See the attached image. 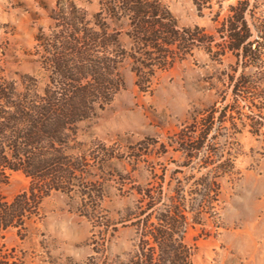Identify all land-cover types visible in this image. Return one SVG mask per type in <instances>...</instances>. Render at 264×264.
Instances as JSON below:
<instances>
[{"label": "trees", "instance_id": "trees-1", "mask_svg": "<svg viewBox=\"0 0 264 264\" xmlns=\"http://www.w3.org/2000/svg\"><path fill=\"white\" fill-rule=\"evenodd\" d=\"M228 1L192 0L200 16L210 14L212 31L181 26L164 0H97L93 12L75 0L55 1L48 10V32L35 36L32 55L40 75L14 80L0 67V184L10 172L29 179L13 198L0 195V264H22L3 244L8 229L21 233L45 197L53 192L70 196L78 187L79 214L104 228L101 233L109 227L115 233L118 225L132 228V248L113 254L103 235L101 242L90 239L91 253L84 261L65 257L49 264H193L184 239L189 221L199 225L213 215L218 179L236 171L217 138L245 128L264 146V17L255 15L249 0H235L223 10ZM195 50L216 63L227 55L234 58L216 78L215 100L189 112L169 138L183 158L178 167L206 173L155 177L135 188L131 204L117 210L116 218L100 220L104 195L97 190L98 172L117 157L101 142L85 143L81 124L96 118L126 88L125 64L138 89L148 91L159 73Z\"/></svg>", "mask_w": 264, "mask_h": 264}, {"label": "rangeland", "instance_id": "rangeland-1", "mask_svg": "<svg viewBox=\"0 0 264 264\" xmlns=\"http://www.w3.org/2000/svg\"><path fill=\"white\" fill-rule=\"evenodd\" d=\"M55 1L0 0V67L5 77L17 80L18 75H40L32 55L35 36L40 30L48 32V10ZM75 1L90 12L97 9V0ZM234 1L224 2L223 10ZM164 2L181 26L199 25L212 31L210 14L205 11L200 16L192 0ZM249 3L256 16L264 17V0ZM233 62L227 55L216 63L195 50L185 61L159 73L148 91L139 90L128 65L123 66L126 88L96 118L81 124L85 143L101 142L117 157L98 172L101 184L97 190L104 195L100 220L116 218L117 210L131 204L135 188L155 177L168 180L206 173L178 167L183 158L169 146V138L188 120L189 112L215 100L213 87L220 86L216 78ZM216 142L221 152L230 154L236 171L218 179L220 191L213 215L204 216L199 225L189 221L184 239L192 250L193 264H264V146L245 128L232 134L223 131ZM28 182L22 173L10 172L0 184V195L11 199ZM80 190L71 197L60 192L45 197L24 231L4 233L5 248L12 249L22 264H49L65 257L84 261L91 253L90 239L101 242L103 235L110 239L113 254L130 251L133 229L118 225L115 233L111 227L107 234L101 233L104 228L94 227L76 209Z\"/></svg>", "mask_w": 264, "mask_h": 264}]
</instances>
